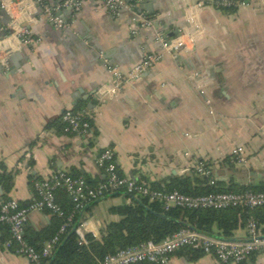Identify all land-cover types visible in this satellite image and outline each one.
Instances as JSON below:
<instances>
[{
  "label": "crops",
  "instance_id": "0c3cea01",
  "mask_svg": "<svg viewBox=\"0 0 264 264\" xmlns=\"http://www.w3.org/2000/svg\"><path fill=\"white\" fill-rule=\"evenodd\" d=\"M42 1L54 9L66 0ZM198 1L207 5L193 9ZM212 1L139 0L134 11L112 16L101 0H85L76 13L56 11L70 22L65 30L38 19L37 5L28 0L11 6L20 26L29 27L40 43L2 41L10 54L0 66V165L7 175L0 180V200L33 202L34 185L55 172L99 183L104 176L95 160L106 148L113 151L122 177L152 188L168 189L181 179L199 191L192 171L201 162L218 188H263L264 0H242L241 7L227 12ZM132 27L138 28L136 35ZM191 27L197 35L189 53L165 55L120 92L99 99L97 91L111 81L106 63L126 71L143 54L160 51L156 34L176 39L180 29ZM65 113L83 115L89 136L64 134ZM238 147L244 149V165L231 155ZM59 200L68 205L66 198ZM133 205L124 194L104 197L79 212L78 222L99 240L107 225L121 219L113 210ZM57 222L49 211L31 213L25 234L36 239ZM246 227L229 238L218 237L245 240ZM0 264L30 263L3 251ZM164 264L220 263L185 248ZM239 264H264V257L254 253Z\"/></svg>",
  "mask_w": 264,
  "mask_h": 264
},
{
  "label": "built area",
  "instance_id": "2783aa9c",
  "mask_svg": "<svg viewBox=\"0 0 264 264\" xmlns=\"http://www.w3.org/2000/svg\"><path fill=\"white\" fill-rule=\"evenodd\" d=\"M36 4L39 9L38 19H43L57 30H65L70 22H65L56 16V11L61 8H70L73 13L80 10L85 0H66L58 8H49L42 0H28ZM105 10L112 16H118L120 11H134L139 0H101ZM23 0H0V10L9 16V22L0 27V35L5 34L0 40V66H6L10 51L2 45L3 40L11 37L20 46H30L40 43V39L34 38L29 27L20 26V18L11 12V6L20 5ZM219 9L235 10L243 5L242 0H213L211 3ZM207 4L203 1L196 2L192 8L200 9ZM23 10V9H22ZM21 10V12H22ZM38 14V11H36ZM36 14V15H37ZM192 17L189 18V21ZM192 22V20H191ZM147 26V25H146ZM138 28L132 27L131 34L136 35ZM196 30L185 28L179 30L176 39H167L161 34H156L155 43L160 51L143 54L139 63L126 71L119 67L106 63L105 68L111 76V81L97 91L99 99L112 97L120 92L122 87L135 81L140 75L151 70L162 61L165 55L177 57L181 53H189L196 43ZM62 131L68 135L87 137L90 134V124L81 114L65 113L61 116ZM235 163L244 165L246 159L244 149L241 147L231 151ZM97 168L104 173L102 183L90 187L83 178H73L64 172H55L48 179L39 181L34 185L36 200L20 206L14 200H0V224L8 227L9 239L0 242V252L13 251L16 255L24 257L30 264H47L43 260L51 254V248L58 241L71 224V216L61 226L58 233L49 243L36 251L23 239L24 226L31 213L49 211L58 217L63 212L54 201V191L63 189L75 209H82L87 203L98 201L106 193L123 190L133 197L147 198L151 202H159L166 208H180L186 210H224L228 208H245L253 210L264 207V192L261 193H210L202 196L191 197L177 191L165 192L153 190L147 184L120 177L117 173V165L114 153L106 148L100 151L95 160ZM199 175L209 176L210 168L204 163H198L194 168ZM214 185V181H210ZM86 223H80L74 228V233L80 243H85ZM247 238L245 240H230L206 235L195 229L186 228L174 233L169 238L155 243L147 241L138 246L118 251L114 255L105 256L95 264H137L150 262L164 264L175 252L191 248L200 250L204 255L214 257L220 264H239L254 253H260L264 257V234L261 233L253 220L247 223Z\"/></svg>",
  "mask_w": 264,
  "mask_h": 264
},
{
  "label": "trees",
  "instance_id": "16d2710c",
  "mask_svg": "<svg viewBox=\"0 0 264 264\" xmlns=\"http://www.w3.org/2000/svg\"><path fill=\"white\" fill-rule=\"evenodd\" d=\"M225 12L231 10L221 9ZM78 114V113H73ZM87 120V119H86ZM88 121V120H87ZM63 123L60 125L63 128ZM205 164V163H204ZM208 167L207 164H205ZM0 180H7L3 168L0 165ZM193 174L198 176L199 191L192 189V184L187 180L175 179L168 189H157L165 192L177 191L181 194L196 197L210 193H261L264 187L259 189L240 188L221 189L216 187L217 183L210 185L212 174L209 176L199 175L195 169ZM117 173L122 177L117 169ZM104 176V173L101 171ZM77 178V177H73ZM87 184L92 188L105 181L103 178L99 183L93 184L86 180ZM209 183V186H206ZM206 186V187H205ZM202 187V188H201ZM127 195L123 190L106 193L104 197ZM60 196L67 200L68 205L60 203ZM134 202L133 206L114 209L113 212L119 214L121 219L118 222L110 223L101 233L99 240L93 236L85 234V243H80L78 237L74 233V228L78 226L79 212L83 211L87 206L97 201L87 203L82 209H75L63 189L54 191V201L63 212L62 217L54 215L58 219V224L50 233L43 234L36 239H28L25 234V226L23 232L24 241L36 251H41L44 244L49 243L55 237L61 226L66 222L67 217L71 216V224L66 231L59 235V239L51 248V254L43 261L47 264H95L102 260L105 256L114 255L118 251L138 246L147 241L159 243L169 238L180 230L192 227L196 231L206 235H219L224 238L232 236L233 232L247 225L249 220H253L261 233L264 234V207L248 210L245 208H228L224 210H186L180 208H166L159 202H151L147 198L133 197L127 195ZM6 201V200H4ZM99 201V200H98ZM25 206V205H20ZM0 230L4 235L0 237V242L9 239L8 227L0 224ZM185 249V248H184ZM190 249L198 257L202 253L197 249ZM176 253V252H175ZM137 264H154L150 262H141Z\"/></svg>",
  "mask_w": 264,
  "mask_h": 264
},
{
  "label": "water",
  "instance_id": "95a60500",
  "mask_svg": "<svg viewBox=\"0 0 264 264\" xmlns=\"http://www.w3.org/2000/svg\"><path fill=\"white\" fill-rule=\"evenodd\" d=\"M148 8H149V7H147V9H148ZM68 10L71 11L70 8H69ZM0 18H1V23H2L3 25H6V24L9 22V17H8V15L6 14V12L3 11V10H0ZM177 34H178V33H177ZM189 228L194 229V228H192V227H189ZM230 240H232V239H230Z\"/></svg>",
  "mask_w": 264,
  "mask_h": 264
}]
</instances>
